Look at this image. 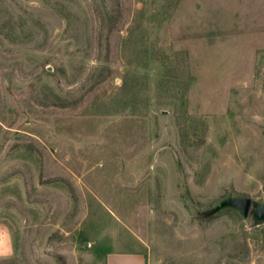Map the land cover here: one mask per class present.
<instances>
[{"label":"rangeland","instance_id":"rangeland-1","mask_svg":"<svg viewBox=\"0 0 264 264\" xmlns=\"http://www.w3.org/2000/svg\"><path fill=\"white\" fill-rule=\"evenodd\" d=\"M264 0H0V264H264Z\"/></svg>","mask_w":264,"mask_h":264},{"label":"water","instance_id":"water-1","mask_svg":"<svg viewBox=\"0 0 264 264\" xmlns=\"http://www.w3.org/2000/svg\"><path fill=\"white\" fill-rule=\"evenodd\" d=\"M232 208L240 213L245 218L251 212L256 222L264 221V200L253 202L249 197L241 195H228L219 200L207 213L206 216H211L218 211Z\"/></svg>","mask_w":264,"mask_h":264},{"label":"crops","instance_id":"crops-1","mask_svg":"<svg viewBox=\"0 0 264 264\" xmlns=\"http://www.w3.org/2000/svg\"><path fill=\"white\" fill-rule=\"evenodd\" d=\"M135 257H138L140 260H139V264H145L144 262V258L142 256H138V255H134Z\"/></svg>","mask_w":264,"mask_h":264}]
</instances>
